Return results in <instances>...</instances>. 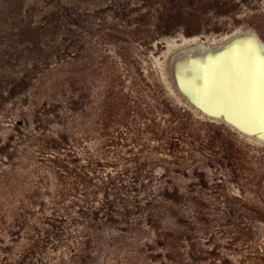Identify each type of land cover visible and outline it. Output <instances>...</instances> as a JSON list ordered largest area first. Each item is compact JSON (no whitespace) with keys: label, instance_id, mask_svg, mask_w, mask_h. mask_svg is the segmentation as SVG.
Here are the masks:
<instances>
[{"label":"rangeland","instance_id":"obj_1","mask_svg":"<svg viewBox=\"0 0 264 264\" xmlns=\"http://www.w3.org/2000/svg\"><path fill=\"white\" fill-rule=\"evenodd\" d=\"M238 31L264 44V0H0V258L8 250L18 264H240L215 233L224 223L215 206L224 200L214 187L186 179L185 171L166 172L155 191L160 203L146 208L151 189L139 198L125 192L130 216L122 218L116 202L101 207L100 179H76L97 167L70 160L84 159L95 136L82 129L91 125L103 87L113 80L127 90L148 77L243 145L246 161L235 178L200 152L199 181L220 178L226 191L249 187L252 175L264 182V140L207 116L218 108V116L245 122L262 106L261 81L225 73L234 46L223 41ZM173 183L185 191L169 193ZM245 200L264 197L249 193ZM136 208L147 212L142 226L132 220ZM7 212L19 215L21 228ZM263 226L253 227L261 248Z\"/></svg>","mask_w":264,"mask_h":264},{"label":"trees","instance_id":"obj_2","mask_svg":"<svg viewBox=\"0 0 264 264\" xmlns=\"http://www.w3.org/2000/svg\"><path fill=\"white\" fill-rule=\"evenodd\" d=\"M119 82L112 80L103 87L94 119L91 125L82 129L84 133L95 135L83 147L85 158L73 155L70 159L78 164L84 162L83 167L96 166L97 171L76 173V179L86 181L84 177L91 179L93 176L100 179L102 185L98 195L104 198L101 207L107 211L114 206L112 202H116L120 208L118 215L127 218L130 215L122 197L125 192L139 198L151 189L152 195L144 203H147V209H152V205L160 203L155 191H160L165 184L160 178L166 172L178 175L185 171L182 176L186 179L200 182L206 188L208 185L214 187L216 195L224 200L215 206L224 222L215 233L226 239L227 248L239 256V263L264 264V247L256 245L253 239V227L264 225V202L245 200L249 193L255 198L264 197L262 178L252 175L249 187L239 185L235 191H226L220 178L199 181L204 173L198 167L194 169L200 152L204 151L211 154L206 158L211 164L227 168L235 178L234 174L246 161L241 141L226 128L196 118L170 97L157 79L135 78L127 90ZM58 142L65 143V135L59 136ZM190 170L195 171L196 176L187 177ZM171 187L169 193L178 194L184 190L178 189L176 183ZM188 189H194L193 185ZM93 213L90 218L96 216L97 211ZM146 213L144 209H133L132 214L136 217L132 220L142 226ZM6 216L13 220V224L19 223L16 227L23 225L18 214L9 215L7 212ZM208 225H205L206 230ZM15 247L22 248L17 243ZM242 248H246L247 253L242 254L245 252L241 251ZM4 252L0 264H18L11 251ZM211 253L215 255L218 250L213 247ZM228 259L222 257L223 261Z\"/></svg>","mask_w":264,"mask_h":264},{"label":"bare ground","instance_id":"obj_3","mask_svg":"<svg viewBox=\"0 0 264 264\" xmlns=\"http://www.w3.org/2000/svg\"><path fill=\"white\" fill-rule=\"evenodd\" d=\"M223 43H226V45L227 43H230L234 46L232 51L229 53L230 57H228V63L225 66L227 68V71H225V73L228 74L227 76L234 78L236 75L238 76L240 74V71H244L245 73L250 74V82L255 83L256 81H259L260 85V76L258 70L261 59L264 58V44L258 39V37H256V35L251 31H238L237 33H233L232 35L227 36L224 39ZM223 47L225 46L223 45ZM202 50L206 52L204 49ZM209 51H212V48L209 49ZM224 89L225 92L230 93V88L228 87V85ZM229 100L232 102H236V98L234 96H229ZM195 108H197V106ZM215 109L217 110L218 108ZM216 110H213L212 114L209 113V115L207 116L215 120L222 119L232 125L237 130H239L240 132L252 135L255 134L259 140H264V106L260 105V107L258 106L256 110L252 111V116L254 117L251 118L249 121H241L238 123L229 120V115L225 114L218 116V112Z\"/></svg>","mask_w":264,"mask_h":264},{"label":"snow or ice","instance_id":"obj_4","mask_svg":"<svg viewBox=\"0 0 264 264\" xmlns=\"http://www.w3.org/2000/svg\"><path fill=\"white\" fill-rule=\"evenodd\" d=\"M259 76L261 81V102L262 106H264V58L261 59L259 65Z\"/></svg>","mask_w":264,"mask_h":264},{"label":"water","instance_id":"obj_5","mask_svg":"<svg viewBox=\"0 0 264 264\" xmlns=\"http://www.w3.org/2000/svg\"><path fill=\"white\" fill-rule=\"evenodd\" d=\"M218 122H225L227 125L231 126L232 128H234L232 125H230L229 123H227L226 121L220 119V120H217ZM236 130V128H234Z\"/></svg>","mask_w":264,"mask_h":264}]
</instances>
